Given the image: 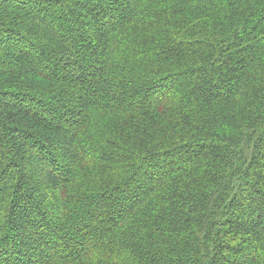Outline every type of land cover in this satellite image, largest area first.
I'll list each match as a JSON object with an SVG mask.
<instances>
[{
    "label": "trees",
    "instance_id": "trees-1",
    "mask_svg": "<svg viewBox=\"0 0 264 264\" xmlns=\"http://www.w3.org/2000/svg\"><path fill=\"white\" fill-rule=\"evenodd\" d=\"M0 264H264V0H0Z\"/></svg>",
    "mask_w": 264,
    "mask_h": 264
}]
</instances>
